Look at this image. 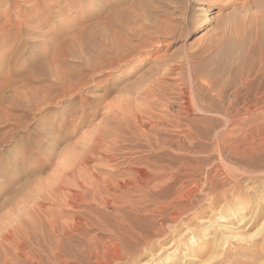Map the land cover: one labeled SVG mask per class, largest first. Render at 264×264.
<instances>
[{"label": "rangeland", "instance_id": "obj_1", "mask_svg": "<svg viewBox=\"0 0 264 264\" xmlns=\"http://www.w3.org/2000/svg\"><path fill=\"white\" fill-rule=\"evenodd\" d=\"M262 55L264 0H0V264H264Z\"/></svg>", "mask_w": 264, "mask_h": 264}, {"label": "bare ground", "instance_id": "obj_2", "mask_svg": "<svg viewBox=\"0 0 264 264\" xmlns=\"http://www.w3.org/2000/svg\"><path fill=\"white\" fill-rule=\"evenodd\" d=\"M260 47H262V45H260ZM88 51V50H87ZM93 53V52H92ZM100 53V52H99ZM262 53V52H261ZM113 54H114V52H113ZM112 54V55H113ZM101 56V55H100ZM263 56V55H262ZM94 57H96V56H94ZM127 57V56H126ZM264 57V56H263ZM260 59V58H259ZM256 61V60H255ZM255 61H254V64H255ZM258 62H259V60H258ZM244 64V63H243ZM251 64H253V63H251ZM258 64V63H257ZM253 66V65H252ZM250 68V67H249ZM257 69V71L255 72V73H253L254 75H255V80L254 81H252V82H250V83H248V85L246 86V90H244L243 92H240L237 96L239 97V99L237 100V105H238V110L236 111V114L235 115H226L225 116V118H226V123L231 127V130L232 131H240V129L242 130V128H244L245 126L244 125H248V127H249V125H251V122H252V120H253V113H254V111H256V110H258V109H264V89H263V91H262V93H261V90H262V88L264 87V61H262L261 62V64H260V66L258 67V68H256ZM175 69L173 68V67H170V69L168 70L169 72H173ZM156 75H159L160 73H159V71H157L156 73H155ZM166 74V73H165ZM164 74V75H165ZM251 74H252V72H251ZM164 75H162V76H164ZM250 75V74H249ZM161 76V75H160ZM253 76V75H252ZM250 77V76H249ZM160 78V77H159ZM159 78H155V79H153V82H151V84L144 90V92H143V94L145 95V98L147 97V96H149L150 94H155V93H153V92H156V90H159L160 88H161V82H158L159 80ZM164 78H166V79H169V78H167V77H164ZM251 78V77H250ZM252 78H254V77H252ZM253 80V79H252ZM61 85V84H60ZM63 85V84H62ZM258 91H260V93L258 92ZM258 93H259V95L261 94V96H259L258 95ZM182 95L185 97V93H182ZM181 95V96H182ZM237 97V98H238ZM141 99V98H140ZM190 101V99H183V103H184V110L185 111H189V110H193L192 108H193V105H192V102L190 103L189 102ZM127 106V105H126ZM132 106V105H131ZM128 107V106H127ZM141 104L138 106V109H137V111L133 114V116H132V120L134 121V123H132L133 121L131 120V116H129V119H130V121H128V122H130V123H132V124H135L136 126H134V127H136L137 128V132H139L138 134L141 136V126H143V127H145L146 129H147V127L149 126H151V122H152V117L150 118H148L149 119V121H145L144 119H142L141 120V117H142V115H141ZM148 107V106H147ZM131 108H134V106H132ZM137 108V107H136ZM149 108H152V107H150L149 106ZM245 109V112L243 113L242 112V115H244V116H240L241 115V111H240V109ZM135 109V108H134ZM207 110V109H206ZM184 111V113H186V114H188L189 112H185ZM204 111V110H203ZM125 112H127L128 113V111H126L125 110ZM206 112V111H205ZM124 114V113H123ZM129 115V114H128ZM184 115V114H183ZM240 116V117H239ZM122 117V118H121ZM120 118L121 119H123V118H126V116L124 117V116H121ZM126 119H128V116H127V118ZM128 119V120H129ZM125 120V119H124ZM123 120V121H124ZM155 120V119H154ZM120 121V120H119ZM126 121V120H125ZM120 122H122V121H120ZM155 122H158V119L155 121ZM153 123V122H152ZM262 123V122H261ZM154 126V125H153ZM244 126V127H243ZM229 127V128H230ZM119 128V127H118ZM152 130V127L149 129V131H151ZM117 131L118 130H116V133H117ZM148 131V130H147ZM146 133H149V132H146ZM146 133H145V131H144V134L146 135ZM257 133V132H256ZM113 135V134H112ZM143 135V134H142ZM234 135V134H233ZM232 135V136H233ZM243 135V134H242ZM110 136V135H109ZM117 136V135H116ZM147 136V135H146ZM114 137V136H113ZM139 137V136H138ZM254 132H253V130L252 129H250V130H248V131H246L245 133H244V139L245 140H249V142L250 143H254ZM264 140V139H263ZM98 141H99V139H98ZM249 143V144H250ZM95 145V144H94ZM93 145V146H94ZM221 145H223V143L221 144ZM241 145L242 144H240V142H239V144H237L236 142H229V144H227V145H225L226 147H227V149L228 150H231V151H233V152H235V153H241L242 155L243 154H246L247 153V151L248 150H250V149H252V148H243V147H241ZM243 146V145H242ZM243 148V149H242ZM90 150H92V149H90ZM252 157V156H251ZM222 169V168H221ZM218 170V169H217ZM148 171V170H147ZM151 171H153V170H151ZM146 172V171H145ZM156 172V171H155ZM145 174V173H144ZM136 175V180H135V185L136 186H140L139 188H141V179H142V181H147V182H149V180H150V177L149 176H147V174L146 175H144L143 176V178L141 177L142 176V174H141V171L138 173V174H135ZM96 176V175H95ZM157 177H159V176H157ZM135 177L133 176V179H134ZM130 179V178H129ZM128 179V180H129ZM111 181V180H110ZM109 181V182H110ZM127 181V180H126ZM132 181V180H131ZM151 181V180H150ZM248 181V180H247ZM106 182H108V181H106ZM133 182H134V180H133ZM132 182V183H133ZM111 183H113V182H111ZM117 183H119V182H117ZM127 183V182H126ZM128 183H130L131 184V182H128ZM212 184V183H211ZM106 185H108L107 183H106ZM111 185V184H110ZM128 186H129V184H127ZM113 188V187H112ZM129 188H132V187H129ZM114 189V188H113ZM124 189V188H123ZM126 189V188H125ZM128 189V188H127ZM115 190V189H114ZM114 203V202H113ZM114 205V204H113ZM230 213V212H229ZM259 215H261V212H259L258 213ZM222 216V215H221ZM220 218V217H219ZM218 218V219H219ZM219 221V220H218ZM220 221H223V218L221 217L220 218ZM263 221V220H262ZM224 222V221H223ZM262 229H264V222L261 224V226L258 228V230H257V232H255V234H253V237H252V239L251 240H253V238H255V237H259L260 236V238L261 239H259V240H253V241H251V242H253L254 243V245L252 246V247H250V248H248V250H253V251H257V249H259V248H264V236L261 234V232L263 231ZM262 230V231H261ZM195 231V230H194ZM197 231H198V229H197ZM264 234V233H263ZM186 235V234H185ZM95 236H97L98 237V234H96ZM227 242V241H226ZM114 247H115V245H114ZM188 248V247H187ZM242 257H244V256H242ZM247 257V256H246ZM5 258V257H4ZM23 259V260H22ZM240 259V258H239ZM27 261V260H31V261H35V258L34 257H31V256H24V258H16V257H9V258H6L5 259V263L4 264H13V263H16V264H19V263H22L23 261ZM251 260V259H250ZM260 261V260H259ZM262 261V260H261ZM237 263H238V261H237ZM256 262H247L246 264H255ZM260 263V262H259Z\"/></svg>", "mask_w": 264, "mask_h": 264}]
</instances>
